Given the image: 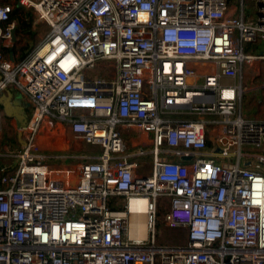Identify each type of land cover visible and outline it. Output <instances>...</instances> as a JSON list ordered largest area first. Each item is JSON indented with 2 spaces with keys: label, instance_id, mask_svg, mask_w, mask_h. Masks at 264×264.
Listing matches in <instances>:
<instances>
[{
  "label": "built area",
  "instance_id": "2783aa9c",
  "mask_svg": "<svg viewBox=\"0 0 264 264\" xmlns=\"http://www.w3.org/2000/svg\"><path fill=\"white\" fill-rule=\"evenodd\" d=\"M251 1L0 0V96L28 116L0 154V264H264V120L235 84L264 58ZM23 10L46 32L18 52ZM53 124L93 152H43Z\"/></svg>",
  "mask_w": 264,
  "mask_h": 264
},
{
  "label": "rangeland",
  "instance_id": "374dc122",
  "mask_svg": "<svg viewBox=\"0 0 264 264\" xmlns=\"http://www.w3.org/2000/svg\"><path fill=\"white\" fill-rule=\"evenodd\" d=\"M247 4L246 7V11H248V8H250L253 5V2L251 0H244ZM31 11V10H30ZM28 10H23L20 14L23 18V20L25 19V16H27V14H30V21L32 20V15L31 12ZM12 16H15V14H13ZM22 20V21H23ZM30 25V24H29ZM46 26L44 25V23L39 24L38 28L33 31L30 28H27V26H24L21 23H19V32H18V36H17V41L14 44V49L17 50L18 52H20L21 50H23V43H25L28 45H32L35 44L36 42H38V40H40V38L44 35V33L46 32ZM262 47L259 46V48H254L253 52H258L261 48H263L264 50V44L262 43L261 45ZM22 47V48H21ZM264 54V53H263ZM199 70L204 71L205 68L200 66ZM88 74L89 76H93L94 74H96V70L93 69H89L88 70ZM264 75V58L261 59L260 62V67H259V71H252V69L250 67H244L243 69V78L241 79V83L240 81H235V84L239 85L241 84L242 88L245 90L243 92H247L246 90L248 86L254 85L256 87L257 90H254V93L256 92V94L261 93V91H263V88L261 89L260 87V83L257 81V79H260L262 76ZM226 83H229L228 80H225ZM233 82H231L232 84ZM234 84V83H233ZM13 99V106H15V111L20 115V119L22 121V123H25L28 119V116L26 114V111L24 109V107L22 106L21 103V94L19 91H16L12 97ZM244 96L242 98L243 102ZM20 105V106H19ZM242 104L240 103L239 108H241ZM27 113L29 112V108L27 107ZM11 112H14L13 107H11L10 105H6L5 107H2L1 113H2V125L0 127V132L2 134V142L1 145H3L6 142H9V145L5 144L7 149H15L18 147L19 143L17 141L18 136H16V130L13 129L11 126V135L13 136L11 139H6V137H8V132H7V128L9 126V121H10V117H11ZM46 126V125H45ZM59 128H55V124H53V127L50 130H47V126L43 128V131L41 133V135L39 136V141L41 144V147L43 149V152L47 153V154H53L55 152L57 153H89V152H93L92 149L90 148V146L86 143H84V141L75 139L71 133V131L69 130V128L67 126H65L64 124H59L58 125ZM46 131V132H44ZM45 133V134H44ZM208 142L211 143V136L208 137ZM4 146V147H5ZM3 149V147H0V152H4L7 149ZM56 149V150H54ZM49 162L51 163V165L55 166L56 164H58V162L56 160H54L52 157L48 158ZM2 158L0 157V170L9 165L11 166L12 163H3ZM5 162V161H4ZM63 163H69L70 165H72V163L74 164L75 161L73 160H63ZM164 206L161 204L160 208H159V215L160 217L162 216ZM156 233H157V240L158 242H167V243H177V242H181L185 239V233L184 230L182 229H168L166 227H163L161 225L156 227Z\"/></svg>",
  "mask_w": 264,
  "mask_h": 264
},
{
  "label": "crops",
  "instance_id": "0c3cea01",
  "mask_svg": "<svg viewBox=\"0 0 264 264\" xmlns=\"http://www.w3.org/2000/svg\"><path fill=\"white\" fill-rule=\"evenodd\" d=\"M263 42H255L252 44L248 45V49L251 50L253 52L254 48H259L262 47ZM264 44V43H263ZM256 53V52H255ZM257 53H264L263 48H261ZM257 81L260 83V87L261 89L263 88V91H261L260 95L256 94V92L254 93V90H257L256 87L254 85L248 86L246 90L247 92H243L245 91L244 89H242V95H241V101L242 98L244 96L243 102H241V112L243 114V116L247 117V118H251V119H261L264 120V75L260 78L257 79ZM6 105H10L11 107H13V109H16L15 106H13V104L10 101L4 100V99H0V109L2 110V107H5ZM16 111L14 110V112H11L12 114H15ZM15 117L18 119L19 122V114L16 113ZM62 125V124H61ZM11 125L9 124L8 128H7V132H8V137L5 138L6 139H11L13 136L11 135ZM57 128H59V126H56ZM16 136H18V134H16ZM2 134L0 132V147L2 146L3 149L6 148L5 144L9 145V142L4 143L3 145H1L2 142ZM20 137L18 136L17 141L19 143ZM5 146V147H4ZM2 153V151L0 152V154ZM2 158L3 163H15L14 160L4 157V156H0Z\"/></svg>",
  "mask_w": 264,
  "mask_h": 264
},
{
  "label": "water",
  "instance_id": "95a60500",
  "mask_svg": "<svg viewBox=\"0 0 264 264\" xmlns=\"http://www.w3.org/2000/svg\"><path fill=\"white\" fill-rule=\"evenodd\" d=\"M12 49H10L9 50V58L10 59H12ZM13 95H14V93L12 92V91H8V93L6 94V95H2V96H0V99H4V100H7V101H10L12 104H13V99H12V97H13ZM17 108V107H16ZM15 110V109H14ZM17 113V112H16ZM16 113L15 114H12L11 115V117L12 116H14L15 117V115H16ZM19 122L23 125V124H25V123H22V121H21V119H20V115H19ZM18 136H19V134H18Z\"/></svg>",
  "mask_w": 264,
  "mask_h": 264
},
{
  "label": "trees",
  "instance_id": "16d2710c",
  "mask_svg": "<svg viewBox=\"0 0 264 264\" xmlns=\"http://www.w3.org/2000/svg\"><path fill=\"white\" fill-rule=\"evenodd\" d=\"M14 12L16 13L17 10L15 9ZM28 17L25 16V19L22 21V24L24 26H27V28H29V23H30V14H27ZM19 17V15H18Z\"/></svg>",
  "mask_w": 264,
  "mask_h": 264
},
{
  "label": "bare ground",
  "instance_id": "6f19581e",
  "mask_svg": "<svg viewBox=\"0 0 264 264\" xmlns=\"http://www.w3.org/2000/svg\"><path fill=\"white\" fill-rule=\"evenodd\" d=\"M225 94H229V95H230V94H231V92H230V91H225Z\"/></svg>",
  "mask_w": 264,
  "mask_h": 264
}]
</instances>
